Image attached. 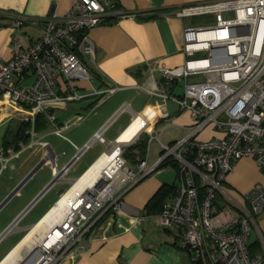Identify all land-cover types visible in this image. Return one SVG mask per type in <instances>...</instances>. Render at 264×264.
Here are the masks:
<instances>
[{"label": "built area", "instance_id": "1", "mask_svg": "<svg viewBox=\"0 0 264 264\" xmlns=\"http://www.w3.org/2000/svg\"><path fill=\"white\" fill-rule=\"evenodd\" d=\"M115 8L113 0H74L64 16L53 15L42 21L41 36L32 44L23 46L18 35L12 36L11 57L0 64V112L12 110L27 124L28 140L16 147L0 148V176L10 170L9 163L17 161L20 154L32 152L38 145L47 148L35 139L37 117H44L53 125V133L65 138V131L86 121L121 90L116 85L92 90L90 96L97 101L86 115L76 116L61 127L54 125L57 110L85 97L75 83L94 78L87 67L94 55L88 34ZM172 14L180 19L204 17V23L183 30L181 50L185 60L181 65L159 68L158 80L150 75L135 89L160 100L153 112L158 120L169 119L167 101L174 102L180 111H188L192 120L188 134L166 143L163 130L157 132L151 120L135 115L107 148L105 154L114 156L112 164L103 166L91 187L76 193L54 216L56 223L40 232L36 245L26 246L12 264H75L86 250L82 241L95 228L109 218L126 216L124 194L168 161L177 166V183L175 194L157 214V223L177 231L188 264H264L260 234L261 253L250 256L247 250L251 232L257 230L256 218L264 210V183L254 185L245 195L246 206L223 189L233 163L242 158H251L264 178V0H212L176 9ZM24 23L37 21L15 17L11 28L16 30ZM26 75L34 77L28 87L14 83L15 77ZM61 82L64 95L59 93ZM179 84L182 93L177 96ZM127 110L123 105L118 114ZM138 119L142 125L137 134L127 143H118ZM107 124L82 148L75 147L74 160L93 145L105 144L102 134ZM208 127L221 135L197 140ZM142 139L146 141L145 154L130 167L123 157L125 148L136 146ZM153 144L159 150L156 159L152 156ZM149 159L153 163L148 168ZM46 162H52L49 152L41 161ZM67 170H53L51 185L61 181ZM30 207L0 234V242L14 231L17 220Z\"/></svg>", "mask_w": 264, "mask_h": 264}, {"label": "crops", "instance_id": "2", "mask_svg": "<svg viewBox=\"0 0 264 264\" xmlns=\"http://www.w3.org/2000/svg\"><path fill=\"white\" fill-rule=\"evenodd\" d=\"M207 1L212 0H113L115 11H108L101 23L88 34L94 46V55L93 63H88L87 67L94 78L88 82L75 83L78 92L85 97L69 103L63 110H57L54 125L61 127L76 116L86 115L97 101L96 97L90 96L92 90L101 91L106 85H116L121 90L101 104L86 121L65 131V138L56 136L53 125L44 117H37L35 139L47 148L38 145L32 152L20 154L17 161L9 163L10 170L0 176V234L31 205L25 215L17 220L16 227L10 234H17L20 238L0 258V263L28 230L55 205L72 181L79 179L107 152L108 146L130 125L135 115L151 120L157 132L163 130L162 139L166 143L188 134L192 125L188 111H180L174 102L167 101L169 119L158 120L153 112L160 100L138 92L135 86L145 83L150 75L158 80V69L161 67L173 68L184 62L185 56L181 50L182 32L191 25L186 20L189 18L180 19L172 13L176 9ZM73 2L74 0H0V64L11 57L12 36L18 35L23 46L32 44L41 36L42 21L53 15L64 16ZM150 16L156 18L147 19ZM15 17L37 23H24L13 30L11 22ZM33 79V75H26L21 79L15 77L13 81L25 88L24 85L31 83ZM59 93L65 94L62 82ZM123 105H127L128 110L118 114ZM5 113L0 112V148L5 144L15 146V133L25 124L12 110H6ZM123 114H128V117L122 119ZM106 124L102 134L105 144L93 145L92 147L100 148L99 152L79 164L92 147L74 160L75 147L82 148ZM24 134L26 136V131ZM167 134L174 136L166 139ZM200 135H204L203 141H207L221 134L208 127L196 137L197 140ZM47 152L50 153L52 162L41 163ZM126 162L128 164L127 160ZM152 163L153 160L149 159L147 165ZM64 167L68 170L63 179L41 194L51 183L53 170L60 171ZM156 172L124 194L125 217L107 219L92 231L90 237L82 241L86 250L75 264H188V255L179 247L177 231L160 227L157 214H147L146 206L154 194L162 185H169L161 178L162 171ZM262 183L264 178L254 161L242 158L233 163L223 189L233 200L246 206L245 195L254 185ZM168 201L169 199L165 203ZM256 225L257 230H252L248 239L249 247L259 242L258 234L264 240V210L256 218ZM260 251L255 255L260 254Z\"/></svg>", "mask_w": 264, "mask_h": 264}, {"label": "bare ground", "instance_id": "3", "mask_svg": "<svg viewBox=\"0 0 264 264\" xmlns=\"http://www.w3.org/2000/svg\"><path fill=\"white\" fill-rule=\"evenodd\" d=\"M141 125V119L135 121L121 135L118 143H127L128 141H130L137 134ZM113 158L114 156H111V154H104L86 171V173L80 179H77L74 182L75 185L60 198V200L57 202V204H55L52 210L46 213V215L40 220L39 223L33 225L28 230L21 242L13 249L11 254L4 260L2 264H12L13 261L16 262V258L18 257L20 251L24 250L26 246L36 245L38 240L37 235L47 227L53 226L56 223L54 216L58 215L59 212L67 206V203L76 193L81 192L88 187H91V185L99 178V170L105 165L112 164Z\"/></svg>", "mask_w": 264, "mask_h": 264}, {"label": "trees", "instance_id": "4", "mask_svg": "<svg viewBox=\"0 0 264 264\" xmlns=\"http://www.w3.org/2000/svg\"><path fill=\"white\" fill-rule=\"evenodd\" d=\"M155 16H150L147 19H155ZM36 126V125H35ZM28 129L27 124H23L22 128L18 129V132L15 133V147L17 146L18 142H26L28 137L25 136V131ZM9 145L5 144L4 147H8ZM146 149V141L145 139H142L137 146H134L133 148L126 149L123 153V157L129 162L134 163L136 161V158H143L145 154ZM133 150L137 151V155L133 154ZM174 168L177 171V166L173 164L171 161H168L163 164V167L159 170L166 169L167 167ZM158 170V171H159ZM175 194V185H162L159 190L154 194V196L151 198V200L148 202L146 206L147 214H158L165 201L167 199H170ZM247 250L250 256H255V253L261 250V247L259 245V242H255L250 247L247 246ZM261 253V251H260Z\"/></svg>", "mask_w": 264, "mask_h": 264}, {"label": "rangeland", "instance_id": "5", "mask_svg": "<svg viewBox=\"0 0 264 264\" xmlns=\"http://www.w3.org/2000/svg\"><path fill=\"white\" fill-rule=\"evenodd\" d=\"M204 18V17H203ZM201 17H195V18H189L186 19L189 21V25H200L204 23V19ZM29 84H25L24 87L26 88ZM182 92V84H179L178 87H176V95L180 94ZM128 117V114H123L121 116L122 119ZM171 133V132H169ZM2 135V129H0V137ZM173 134H167L166 139H171L173 138ZM199 141H203L205 140L204 135H200L198 137ZM1 140V138H0ZM1 142V141H0ZM137 146V145H136ZM100 150V148L98 146H94L92 147L90 150H88L87 154H85L83 156L82 161L79 162V164L83 163L86 159L90 158L91 156L95 155L96 153H98ZM133 154L135 155V152L133 150ZM152 156L156 159L159 156V150L155 147V145H152ZM125 159V158H124ZM136 162V161H135ZM135 162L131 163V161L129 160L128 165L130 167H134L135 166ZM149 168V165H148ZM162 173H160L161 178L169 185L171 184H176L177 183V171L174 168H168V169H162L161 170ZM157 173V172H156ZM28 219V218H27ZM24 220V221H27ZM252 233V232H251ZM19 235L17 234H13L8 236L6 239H4L1 243H0V258L15 244V242H17V240L19 239Z\"/></svg>", "mask_w": 264, "mask_h": 264}, {"label": "water", "instance_id": "6", "mask_svg": "<svg viewBox=\"0 0 264 264\" xmlns=\"http://www.w3.org/2000/svg\"><path fill=\"white\" fill-rule=\"evenodd\" d=\"M51 184L52 183H50L43 191H42V193L41 194H43L46 190H47V188H49L50 186H51Z\"/></svg>", "mask_w": 264, "mask_h": 264}]
</instances>
